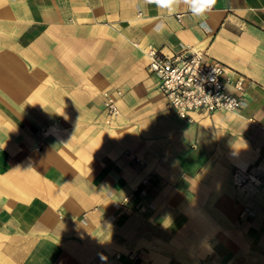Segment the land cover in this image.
<instances>
[{"label": "crops", "instance_id": "1", "mask_svg": "<svg viewBox=\"0 0 264 264\" xmlns=\"http://www.w3.org/2000/svg\"><path fill=\"white\" fill-rule=\"evenodd\" d=\"M150 48L206 52L243 107L180 118ZM0 264H264V0H0Z\"/></svg>", "mask_w": 264, "mask_h": 264}, {"label": "built area", "instance_id": "2", "mask_svg": "<svg viewBox=\"0 0 264 264\" xmlns=\"http://www.w3.org/2000/svg\"><path fill=\"white\" fill-rule=\"evenodd\" d=\"M147 55V70L157 79V90L164 98L166 109L180 118L191 121L194 113L238 112L243 107L242 77L233 83L239 93H232L224 77L226 67L206 52L184 50L166 56L150 48ZM104 96L109 124L118 114V107L115 95L105 93ZM247 179L245 170H234L235 185L240 186Z\"/></svg>", "mask_w": 264, "mask_h": 264}, {"label": "clouds", "instance_id": "3", "mask_svg": "<svg viewBox=\"0 0 264 264\" xmlns=\"http://www.w3.org/2000/svg\"><path fill=\"white\" fill-rule=\"evenodd\" d=\"M148 3L154 4L158 9H164L172 14L179 3L188 6L193 17H203L209 12L216 3V0H147Z\"/></svg>", "mask_w": 264, "mask_h": 264}]
</instances>
